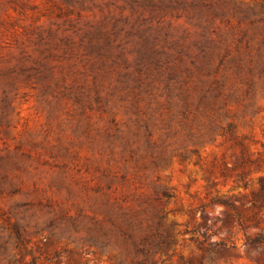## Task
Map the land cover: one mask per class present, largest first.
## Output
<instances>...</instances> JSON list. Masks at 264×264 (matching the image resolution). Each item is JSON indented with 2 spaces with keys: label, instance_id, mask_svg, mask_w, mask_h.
<instances>
[{
  "label": "rangeland",
  "instance_id": "374dc122",
  "mask_svg": "<svg viewBox=\"0 0 264 264\" xmlns=\"http://www.w3.org/2000/svg\"><path fill=\"white\" fill-rule=\"evenodd\" d=\"M208 2L230 53L187 75L162 37L145 46L142 0H0V264H118L86 239L104 201L155 213L156 264H264V0ZM96 27L119 31L97 55Z\"/></svg>",
  "mask_w": 264,
  "mask_h": 264
},
{
  "label": "trees",
  "instance_id": "16d2710c",
  "mask_svg": "<svg viewBox=\"0 0 264 264\" xmlns=\"http://www.w3.org/2000/svg\"><path fill=\"white\" fill-rule=\"evenodd\" d=\"M142 3L151 7L152 17L158 19L157 26L149 27L154 32L148 30L141 35L145 46L149 39L155 41L156 39L160 40L159 37H162L165 45L182 55L179 61L188 63L184 68L185 71H188L187 75L193 71L208 73L214 57H217L218 64H221L225 57L229 55V48L225 40L216 41L211 37L209 28L216 11L213 4L208 0H142ZM173 11H176L177 17L186 16L196 30L192 34L184 31L176 34L171 30L169 24L166 26L160 25L159 21L167 13L171 14ZM207 12L212 13L213 17L210 16L211 14L208 15ZM132 27L133 25L129 30ZM116 32L119 31H105L101 27H96L91 31L87 30L81 40L86 37L87 49L90 53L94 52L97 55L102 49L111 48V45L114 44L112 36L114 37ZM150 49L155 51L151 46ZM241 59L240 55L233 57L232 64L233 70L240 77V81L245 83V77L241 76L243 73ZM101 62L103 63L102 60ZM248 70L250 71L251 68L248 67ZM177 77V71L170 66L166 78L168 83L173 79L177 81ZM138 79L133 80L136 82L135 87L137 88L140 86ZM127 80L128 77L123 78V81ZM168 83H166V88ZM250 87L251 84L248 80L247 91L250 90ZM181 114L185 116L186 112H181ZM144 128L146 131L148 130L147 124H144ZM230 128L231 124H228V129L230 130ZM162 193L164 196H169L166 191ZM100 207L101 217L96 215L89 217L93 222V228L89 230L86 239L101 251L107 250L112 242L116 243L119 249L116 253L119 255L118 264H156L152 260V255L157 250L168 247L170 234L168 232L165 234L160 233L158 227L152 221L155 213L146 208H131L129 211L120 212V210H114L112 205L107 204L105 201L101 202ZM160 217L162 218V216ZM247 240L252 244H264V234L247 237ZM123 242L126 243L125 246H123Z\"/></svg>",
  "mask_w": 264,
  "mask_h": 264
}]
</instances>
